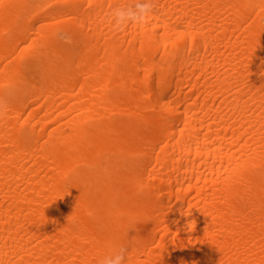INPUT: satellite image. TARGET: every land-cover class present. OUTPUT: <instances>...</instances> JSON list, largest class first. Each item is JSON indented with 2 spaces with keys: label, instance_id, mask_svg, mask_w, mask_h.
<instances>
[{
  "label": "bare ground",
  "instance_id": "obj_1",
  "mask_svg": "<svg viewBox=\"0 0 264 264\" xmlns=\"http://www.w3.org/2000/svg\"><path fill=\"white\" fill-rule=\"evenodd\" d=\"M0 0V264H264V0Z\"/></svg>",
  "mask_w": 264,
  "mask_h": 264
},
{
  "label": "clouds",
  "instance_id": "obj_2",
  "mask_svg": "<svg viewBox=\"0 0 264 264\" xmlns=\"http://www.w3.org/2000/svg\"><path fill=\"white\" fill-rule=\"evenodd\" d=\"M151 8L152 6L139 3L138 0L132 6L117 7L111 13L114 26L122 28L129 23L142 24L146 21ZM127 251L128 249L124 247H114L108 255L99 261V264H126Z\"/></svg>",
  "mask_w": 264,
  "mask_h": 264
}]
</instances>
